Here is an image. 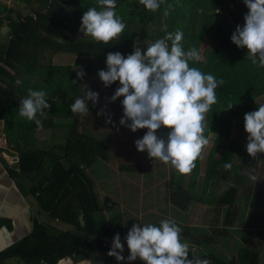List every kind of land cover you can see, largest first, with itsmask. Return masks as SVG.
Wrapping results in <instances>:
<instances>
[{"label":"trees","instance_id":"trees-1","mask_svg":"<svg viewBox=\"0 0 264 264\" xmlns=\"http://www.w3.org/2000/svg\"><path fill=\"white\" fill-rule=\"evenodd\" d=\"M16 1L35 7L31 13L0 15V29L7 28L6 40H0V95L3 96L0 120L3 135L18 139L15 144L7 140V149L0 152L14 158L12 163H4L7 175L16 181L25 196L34 200L37 215L44 214L46 220L33 218L30 232L0 251V264H6L9 258L24 264L105 259L113 237L117 233L121 238L127 235L121 212L114 209L115 203L109 198L99 200L89 173L95 163L108 160L109 144L82 131L70 107L84 92H96L88 84L95 71L90 73L91 63L86 62L85 75L77 80L71 66L54 64L52 60L59 54L86 57L96 64V71L107 70V54L120 52L127 57L134 51L138 35L147 34L151 26L157 27V32L148 36L151 44L176 30L184 34L181 43L186 52L193 47L199 50L201 42L206 40L209 48L204 57L199 62H189V66L225 82L216 89L217 103L207 113L209 125L205 137L211 134L213 140L204 176L199 178L200 159L190 175H181L170 165L165 185L167 201L174 209L186 211L191 204L204 202L209 182L217 172L229 174L230 178L232 173L233 185L216 199L208 226L213 236L227 231L239 213V191L242 186L250 187L249 174L253 169L255 175L258 171L252 159L264 161V153H258L255 158L247 153L248 133L244 129V115L258 110L259 100L264 99V68L253 65L247 49L238 48L231 41L237 25L244 26V15L249 11L243 0H164L156 12L147 10L139 0H117L116 11L126 27L109 44L96 42L79 31L83 13L90 7L100 10L97 0ZM163 25L166 27L162 28ZM17 79L22 85L15 83ZM73 80L77 83L73 84ZM116 83L107 89L114 88ZM30 88L45 91L46 102L51 105L44 110V116L37 117L42 120V128L18 116L20 103ZM230 103L234 105L228 110ZM88 106L90 112L97 113L98 102L93 106L88 101ZM58 128L67 132L62 143L48 144L34 137L39 131ZM146 132L147 129L138 130V139ZM226 162L232 164L230 170L223 167ZM138 168L135 164L127 170ZM245 192L243 189L242 193ZM254 195L258 197L260 192H253ZM54 221L71 230L58 228L52 224ZM160 221L154 225L159 226ZM189 234V227L184 226L182 238L187 240ZM191 238L195 245L208 244L212 239L195 235ZM193 257L208 259L211 264H258L257 251L246 247L238 249L230 259L213 253L193 255L189 250V258Z\"/></svg>","mask_w":264,"mask_h":264},{"label":"clouds","instance_id":"clouds-1","mask_svg":"<svg viewBox=\"0 0 264 264\" xmlns=\"http://www.w3.org/2000/svg\"><path fill=\"white\" fill-rule=\"evenodd\" d=\"M163 2L139 0L152 12H156ZM97 3L99 11L90 7L83 13L79 31L96 42L109 44L123 33L126 25L117 14V0H97ZM243 3L249 11L244 15V26L237 25L231 41L238 48L247 49L253 65L264 68V0H243ZM183 38V32L176 30L147 46L146 51L134 45V51L127 57L120 52H109L107 70H100L98 76L106 88L119 82L120 86L110 102L123 97L120 125L133 133L147 129L146 134L135 141L137 150L146 151L153 161L170 164L181 175H190L196 167L195 162L203 159L204 149L209 144L205 137L208 128L206 114L217 103L216 89L225 82L189 66V62H199L201 55L195 47L186 52L181 43ZM84 75L82 68L76 71L77 80ZM15 83L22 85L23 82L17 79ZM98 98L97 92H84L70 106L71 112L88 116V101L95 106ZM47 99L45 91L28 89L27 97L18 108V116L42 128V120L37 117L44 116V110L51 107ZM233 105L230 103L226 109L230 110ZM104 111L101 109L97 115H104ZM107 122L111 123L110 117ZM162 128L168 130L166 136L157 134ZM244 129L248 133L246 151L249 156L255 158L258 153H264V104L244 115ZM223 167L230 170L232 164L226 162ZM254 172L255 169L249 178L256 182ZM142 225L133 224L125 237L130 253L128 262L139 259L144 264H211L208 259L189 258V245L182 241V229L175 220L163 219L159 226L151 223ZM123 252L124 245L117 233L107 255L121 262L125 260Z\"/></svg>","mask_w":264,"mask_h":264},{"label":"rangeland","instance_id":"rangeland-1","mask_svg":"<svg viewBox=\"0 0 264 264\" xmlns=\"http://www.w3.org/2000/svg\"><path fill=\"white\" fill-rule=\"evenodd\" d=\"M32 7H35V5H25L16 0H0V15L5 17L8 14L13 15L17 11L31 13ZM165 27L163 25L162 28ZM2 32H5V29ZM156 32L157 27L151 26L147 34L138 35L135 46L140 47L144 51L147 46L151 45V40L148 36ZM208 48L209 43L206 40L202 41L198 50L201 59L204 57ZM52 62L54 64L69 65L72 68V72H76L80 68L83 69L84 64L89 62L92 66L90 73L95 71V74L89 77L88 84L99 93L97 113L101 109H104V115H97V113L90 111L88 116L74 115L78 117V123L82 131L102 139L109 144L108 160L95 163L89 169V173L94 181L99 200L102 201L104 198H109L115 203L114 209L121 212L126 222V231L128 232L133 224H141L143 226L142 223L155 224L163 219H172L176 221L181 229L184 226L189 227L191 234L188 235L189 237L193 235L210 236L213 240L216 235L213 236L214 234L210 232V228L208 227L211 226V218L213 217L212 208L218 196L228 186L233 185L232 173L231 178L229 174H224L220 171L215 174V177L209 182L206 198L202 204L193 203L186 211L174 209L167 201V187L165 185L169 179L170 164L165 165L158 160L153 161L149 158L146 151L139 152L135 147V141L138 139V130L133 133L128 127L122 126L119 123L123 116L121 103L123 97L118 98L115 102H110L111 96L114 95L116 89L120 86L119 82L117 81L116 86L112 89L105 88L98 76L99 71H96V64L91 58L59 54L53 57ZM259 102L264 104V99L259 100ZM109 117L111 123L107 122ZM206 121L209 125L207 114ZM127 123H130V121ZM46 131L50 132L51 137L50 140L48 139L44 143H62L67 133L65 129L60 128L48 129ZM157 134L166 136V129L162 128ZM36 137L39 141L43 140V135L37 134ZM207 139L209 140V144L204 149L203 159H200L199 178L204 176L207 155L212 145L213 136L209 134ZM40 145L43 144L40 142ZM135 164L139 165L137 170H127L129 166ZM242 191L243 189H241ZM60 229L71 230V227L61 224ZM125 237L122 236L121 238V243L124 246L127 245ZM214 240L215 243L209 242L208 244L202 245L206 251L199 249L194 251V254L197 252L198 255L205 252L215 254V251L224 247L222 243L216 242V239ZM182 241L187 242L189 247L195 245L190 240H184L182 238ZM129 254L128 248L124 247V252L122 253L125 257L124 261L118 262L115 257L104 255L105 259L103 257L94 259L91 264H144L139 259L128 262L127 257Z\"/></svg>","mask_w":264,"mask_h":264},{"label":"crops","instance_id":"crops-1","mask_svg":"<svg viewBox=\"0 0 264 264\" xmlns=\"http://www.w3.org/2000/svg\"><path fill=\"white\" fill-rule=\"evenodd\" d=\"M3 28V29H2ZM0 29V40L5 41L7 36V28ZM5 29V32H2ZM3 106V96L0 95V108ZM3 121L0 120V149H7V140L10 139L11 144L18 142L16 138L3 135ZM48 130V129H47ZM38 133L35 134L36 137ZM43 135V141L50 140L51 134L44 130L39 133ZM37 138V137H36ZM49 144V143H48ZM13 157L4 152H0V251L4 250L11 244L15 243L22 237L26 236L32 227L33 218L38 217L40 220H46L44 214L37 215V207L32 198L25 196L19 189L15 180L11 179L4 168V163H12ZM256 161L258 171L256 173L257 181L249 180L250 187L242 186L245 194L239 191L237 205L239 213L227 231H220L216 237L211 239L212 243L220 242L224 245L218 251L217 256L223 259H230L238 249L246 247L257 251L258 264H264V161L257 158ZM246 183V184H247ZM247 188V189H246ZM250 188V190H248ZM253 192H260V195L253 196ZM58 228L61 224L52 222ZM191 235V234H189ZM191 237L188 236L187 240ZM223 241V242H222ZM194 245V244H192ZM195 246V247H194ZM189 247L193 255L194 251L201 249L206 251L202 245H194ZM127 248V245L124 246ZM203 254H207L206 252ZM6 264H24L15 258H9ZM92 260H84L75 262L71 259H64L57 264H91Z\"/></svg>","mask_w":264,"mask_h":264},{"label":"built area","instance_id":"built-area-1","mask_svg":"<svg viewBox=\"0 0 264 264\" xmlns=\"http://www.w3.org/2000/svg\"><path fill=\"white\" fill-rule=\"evenodd\" d=\"M30 15H31L33 18H35L33 14H30Z\"/></svg>","mask_w":264,"mask_h":264}]
</instances>
